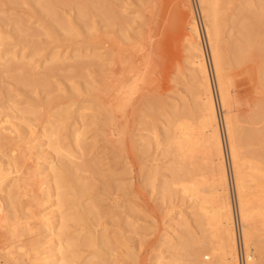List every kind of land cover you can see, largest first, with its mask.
Listing matches in <instances>:
<instances>
[{"label": "rangeland", "instance_id": "obj_1", "mask_svg": "<svg viewBox=\"0 0 264 264\" xmlns=\"http://www.w3.org/2000/svg\"><path fill=\"white\" fill-rule=\"evenodd\" d=\"M104 2L112 14L104 16L101 13L103 8L97 5L99 3L90 2L87 17L83 18L73 1H56L58 14L72 22L73 31L67 34L56 22L58 20L45 11L36 0H0V32L3 38L0 42V62L5 57L14 56L12 62L15 64L9 69L0 64V124L16 129L26 125L24 128L26 127L28 134L30 129L28 137L34 138L33 142L39 145L47 141L40 137L42 130L51 129V125L46 123L47 120L57 122L56 116L53 115L55 109L70 105L71 102L76 106L85 105L83 114L85 123L88 124L83 131L82 120L77 121L75 116H70L59 126L60 144L64 149H73L74 152L76 147L73 146L71 127L74 125V129L81 128L84 132L81 136L84 153H77L76 150L77 154L71 155L73 158L66 156L65 151L55 152L47 145H39L40 148L36 147L35 154L37 160L25 159L21 162V154L16 151H19L24 143L17 144L18 141L13 137L0 140V157L3 162L13 157L15 160V156L19 157L15 161L16 164L18 162L20 171L14 172L13 176L21 177L17 179L18 182L22 181L20 186L23 188L13 187L9 194H3L0 199V211L19 215L18 217L21 216L20 218L28 221L31 226H36L38 219H33L32 216L40 210L38 205L41 202L47 207L46 210L53 214L55 198L49 197L47 189L42 194L37 192L38 181L42 178L29 173L36 168L35 161L40 163L38 166L41 168H45L49 163L62 162L74 180L86 183L79 204L95 202L99 205L97 211L95 209L92 214L83 216L84 220L77 218L68 219L66 222V238H72L76 242L72 248L76 264H100L101 259L95 255L98 246H88L84 242L86 234L93 232L99 236L106 233L113 238L110 249L113 262L110 264H189L187 254L179 245L181 237L186 233L181 231L178 221L185 219L190 230L197 237H202L195 222V205L189 197L181 193L179 185L170 183L169 191L161 188L163 182L171 181L170 168L174 165L176 156L164 144H146L145 128H151L163 138L167 129L166 116L173 108L181 109L184 105L190 110L193 109L190 81L193 70L184 39V35L189 33L187 24L191 15L198 20L201 44L205 51L213 90L216 92L200 7L197 0ZM241 2L242 0H231L230 6L223 4L221 18L225 14L223 22L226 17L229 19L226 20L229 22L227 24L225 22L223 25L222 22L223 48L226 47L225 44L233 43L242 37V24L249 19L253 29L259 30V36L264 34V0H252L248 9L240 7L235 10ZM241 15L247 16L248 20ZM43 27L50 29L49 36L43 33ZM94 55L100 56L101 59ZM227 59V67L230 66L227 68L230 70L227 74H233L230 75L233 79L228 77V80L231 79L229 87L232 82L234 87L229 89L231 95L236 94L232 95L233 100L235 96L239 99L237 101L235 98L233 109L237 111L234 112L242 127L248 125L244 128L254 129L256 126L255 129H259L264 126V120L260 121L264 119V111L260 115L262 118L258 117V123L257 119L255 122L249 119L250 115L257 111V102L264 99V96H261L264 95L261 90L264 89V82H260L258 77L257 63L248 59L243 62L245 64H237L231 55ZM76 60L80 66L66 69L70 64L77 63ZM61 62L66 66L64 69L59 68ZM123 62H126L127 66H140L142 69H138L144 72L143 80L134 85L136 87L131 88L132 82L131 86L130 81L127 82L126 85L130 86L128 92L131 94L116 89L119 72L125 67ZM229 63L232 67L234 64L241 66L237 68L234 65L232 69ZM246 67L247 70L251 67L248 73L245 72ZM41 76H45L43 81L27 84L32 78ZM259 82L262 85L256 89L254 84L257 87ZM256 94L260 96H255ZM215 97L219 107L220 131L223 132L222 110L217 93ZM26 109L38 111L37 116H30ZM248 111H251L249 115ZM248 123H252L251 127ZM222 137L224 139V132ZM256 147L257 145L250 141L245 148ZM228 160L226 154V166L231 176L228 189L236 208ZM83 162H93L94 170L84 166L79 170V165ZM48 179L45 177L44 186L51 184ZM236 221L240 228L237 214L234 224L237 230ZM1 224L0 264H31L28 257L24 256L20 258L24 260H19L17 256L7 255L4 247L9 244L8 226ZM37 231L24 235V241L30 244L32 239L40 234L38 229ZM43 235L44 233L42 237ZM98 238L100 240V237ZM258 239V236L254 237L253 244H256ZM261 240L264 244V238ZM238 245L237 243L239 255ZM238 259L240 264V255Z\"/></svg>", "mask_w": 264, "mask_h": 264}, {"label": "bare ground", "instance_id": "obj_2", "mask_svg": "<svg viewBox=\"0 0 264 264\" xmlns=\"http://www.w3.org/2000/svg\"><path fill=\"white\" fill-rule=\"evenodd\" d=\"M56 1H73L76 3L79 12L82 13L83 18L87 17L90 2L99 3L97 5L103 8L101 13L104 16L107 17L108 14H112V12L110 13L109 9H107L108 6L104 5V0H36L45 11H48V13L58 20L56 22L62 26L67 34H71L73 31L72 22L69 18L58 14L55 5ZM197 1L202 14L203 31L206 36V44L208 46L216 92L213 90V82L206 62L205 51L202 48L203 44H201L202 36L198 20L195 16L190 14L191 16L187 24L189 33L184 35V39L186 41V51L190 54L188 59L193 70L190 80L192 83L191 95L193 109L190 110V108L184 105L181 109L173 108L172 112L166 116L167 129L163 138L159 137L151 128L149 129L146 127V144L154 142L157 146L161 144L166 145L169 151L171 149V152L176 156L174 165L170 168L172 178L171 181L163 182L161 188L163 190L168 189L167 191H169L170 183L171 185L177 184L180 186L181 193L189 197L195 205V222L200 229L202 237H197L190 230V226L185 219L178 221L181 231L186 233L185 236L181 237L179 245L187 254L189 264H239V255L237 253L238 236L234 225L236 214L240 223L239 234L243 247V264H264V244H262L261 240V238H264V126L259 129H255L256 126H254V129L244 128V126L248 127V125L242 127L236 112H234L237 110L233 109V104L234 102L236 103V96L234 101L232 95L234 96L236 94L232 93L231 95L229 89L230 87L234 89L233 82L231 84L232 86L229 87L231 79L229 78L228 80V77L233 74H227L229 70L227 68L230 67H227L228 59L230 60V57L227 59L228 56L231 55L233 58L232 60L237 64H242L244 61L252 59L254 60L253 62L256 61L257 63V72L260 82H264V34H261L262 37H260L259 30L253 29L250 19L248 20L247 16L242 17L241 15L242 18L245 17V20L247 19L249 21L243 22L242 24V37L233 43H227L228 46L225 44L226 47L223 48L221 31L223 28V16L225 14L222 18L221 15L223 12V4L227 6L230 4L231 0ZM251 1L252 0H242L239 6L234 9L238 10L240 7L241 9H248L250 4H252ZM154 6L155 4L153 7ZM190 13H192V11ZM242 18L241 23L243 21ZM227 19L228 17H226L223 25ZM227 23L229 22H226V24ZM42 30L45 35H50L49 28L43 27ZM2 40L3 38L0 32V42ZM31 49L34 50V47L31 46ZM94 57L101 59L98 55H94ZM12 58H14V56L5 57L0 64L5 65L9 69L15 65L14 62H12ZM126 62H123V65H125ZM231 63H229V65H231ZM234 65L233 67L231 65L232 69ZM78 66H80L78 61L67 67L64 66L63 62L59 64L60 69H64L65 67L66 69H74ZM236 66L237 65H235V67ZM240 66L241 65L237 66V68ZM138 68L141 67L125 65L119 72L116 89L123 91L125 94L130 93L128 92L130 91V83L132 82L131 88H133L134 85H138V82L144 78V72H141ZM249 70H247L246 67L245 72L248 73ZM252 70L251 72H253ZM44 78L45 76L32 78L27 84H31L35 81H43ZM128 81H130V86L126 85ZM254 85L255 88L258 89L262 83L259 85L257 84V87L256 84ZM252 88L254 89L253 85ZM261 90L264 92V89ZM215 93H217L218 102L222 110L221 117L225 142L222 137L223 132L220 131V114L218 112L219 107L216 104L217 100H215ZM255 96L258 95L256 94ZM237 101H239V99ZM247 104L249 103L247 102ZM257 104V111L254 112L255 114L252 111L253 114L252 116L250 115L249 119L251 122L257 119L256 121L258 123V117L261 115L262 111H264V99H261ZM84 109L85 105L76 106L73 102L65 107H57L53 113L57 118V122L47 120L46 123L51 125V129L50 131H47V129L42 130L40 137L47 141L39 145H47L51 151L55 152L65 151L64 154L69 158L77 152L76 150H78L77 153H84L82 152L84 151L83 137L81 138L84 132L81 130L87 128L88 125H86L84 120ZM25 111H29L28 114H30V116H34V114L37 116L38 114V111H27V109ZM249 112L251 113V111H248V115L250 114ZM70 116H75L77 121L82 120L81 130L74 129L73 125L70 131L73 135V146L76 147L75 152L73 149L71 151L64 149L59 140V126L64 124L65 120ZM260 117L262 118V116ZM27 120L29 121L30 119ZM262 120L264 119L260 121ZM248 124H250L251 127L252 123ZM259 124H261V122ZM259 124L256 125L260 126ZM262 124H264V122H262ZM24 126L26 125H21L16 129L13 126H3V124H0V140L13 137L18 141L17 144L24 143L21 145L24 148H17L19 151L16 152H20L21 155L17 153L20 155V158L15 156L16 161L18 158L21 162L25 159H31L32 161L37 160L35 159L36 147L40 148V146L33 142L34 138L28 137L30 129L27 128L29 131L28 134ZM83 131H85V129H83ZM250 141L254 142L257 147L254 149L245 148ZM226 154L229 158L228 167L230 168V174L233 180L236 208L233 205L228 189V184H230L231 180L229 177L231 176H229V169L226 166ZM71 158L73 157L71 156ZM15 160L14 157L9 158L6 162L4 161V163L0 157V199L3 194H9L8 192H10L13 187L18 188L22 183V181L18 182V179L21 177L18 178L13 176V173L19 170L17 166L18 162L16 164ZM93 162L80 163L81 166L79 165L78 169L81 170L82 166H84V168L90 167L91 169L94 165ZM39 164L38 161H35L34 165L36 168L32 171L31 168V173L29 174L42 178L38 181L40 191L37 189V192L42 194L45 189L49 191V197L53 196L55 198L53 203L55 212L50 214L49 211L46 210L47 207L41 202L42 206H40L41 203L38 205V209L41 207L40 210L34 212L35 214L32 216L33 219L34 217L38 219L36 220V226H31L28 221H23V219L20 218L21 216L18 217L19 215L17 216L15 214L11 215L1 210L3 214L0 215V223H2L4 227L8 226V230L7 228L6 230L9 235V244L7 243L8 245L4 247V250L7 255L11 257L17 256L19 260H24L20 259L24 256L25 258L28 257L31 260V264H76V256L72 249L76 242H74L72 238H66L65 231L66 227H68L66 222L68 219L76 220L79 218L80 220H84L85 217L83 216L92 214L95 209L97 211L99 205L95 202L79 204V199L83 195V188L86 183H81L77 179L74 180L72 174L68 172V168H66L62 162L58 164L49 163L45 168L39 167ZM92 169L94 170V168ZM45 177L49 178L48 180L51 181V184L44 186V184H46ZM74 197L76 198L74 199ZM40 201H38V203ZM67 212H72V214H68ZM37 229L40 231V234L44 233L43 237L42 234H39L38 237L36 236L32 239L30 244L26 243L23 239L24 235L32 234L34 231H37ZM93 233L89 235L86 234L84 238L85 244L88 246H98L95 255L101 259L100 264L112 263V251H110V249H112L111 245L113 244V238H110L106 233L100 236ZM257 236L259 237L257 240L258 242L253 244V238ZM98 237H100V240Z\"/></svg>", "mask_w": 264, "mask_h": 264}, {"label": "built area", "instance_id": "obj_3", "mask_svg": "<svg viewBox=\"0 0 264 264\" xmlns=\"http://www.w3.org/2000/svg\"><path fill=\"white\" fill-rule=\"evenodd\" d=\"M236 226H237V236H238V244H239L240 264H243V260H242L243 247L241 245V240H240L238 221H236Z\"/></svg>", "mask_w": 264, "mask_h": 264}]
</instances>
